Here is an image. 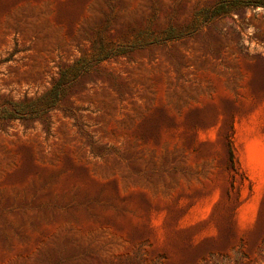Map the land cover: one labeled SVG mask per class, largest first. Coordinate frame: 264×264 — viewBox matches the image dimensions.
Masks as SVG:
<instances>
[{"label":"rangeland","instance_id":"1","mask_svg":"<svg viewBox=\"0 0 264 264\" xmlns=\"http://www.w3.org/2000/svg\"><path fill=\"white\" fill-rule=\"evenodd\" d=\"M232 1L0 0V264H264V0Z\"/></svg>","mask_w":264,"mask_h":264},{"label":"trees","instance_id":"2","mask_svg":"<svg viewBox=\"0 0 264 264\" xmlns=\"http://www.w3.org/2000/svg\"><path fill=\"white\" fill-rule=\"evenodd\" d=\"M239 1H241V0H234V1H232L231 3H237V2H239ZM256 5H262V6H264V3H262V2H258V3H255ZM221 13V11L219 10V9H216V10H214V12L212 13V15H211V17L212 18H215L217 15H219ZM201 26V24H199V25H197V27L196 28H199Z\"/></svg>","mask_w":264,"mask_h":264}]
</instances>
